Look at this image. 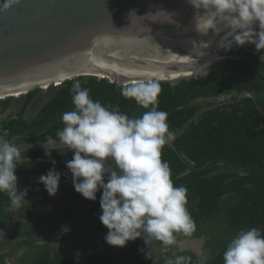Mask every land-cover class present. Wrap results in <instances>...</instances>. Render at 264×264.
<instances>
[{"label": "trees", "instance_id": "trees-1", "mask_svg": "<svg viewBox=\"0 0 264 264\" xmlns=\"http://www.w3.org/2000/svg\"><path fill=\"white\" fill-rule=\"evenodd\" d=\"M238 51L250 55L264 67V61L259 60L258 54H251L242 48ZM76 80L80 81L82 87L90 89L94 101L98 100L110 109L118 108L129 117H139L149 110L138 98L144 90L137 86L151 83L117 86L106 78L80 76L65 80L57 87L49 86L47 89L53 88V91L29 119L25 118V112L39 89L28 91L21 96L16 112L0 118V129H6L8 139L15 142L45 141L49 136L55 138L57 130L63 128L62 114L74 108L71 89ZM153 82L160 87L156 106L158 110L168 113L167 122L173 133L198 108L231 93L235 95L227 99L235 98L245 90L252 91L264 109V76L248 63L237 59L217 60L199 75L175 84ZM144 98L148 99L147 96ZM14 100L11 96L0 99V117L11 109ZM173 146L181 156L166 145L162 159L170 165L174 185L188 189L187 207L196 223V231L190 237L200 236L204 223L216 229L220 225L222 229H227L229 237L235 236L240 229L251 227L261 229L264 235V116L251 98L245 97L202 112L175 139ZM59 151L61 154L53 150L51 157L45 156L44 150L22 152V156L29 159H24L23 164L17 167L16 175L20 189L29 190L27 200L19 209H12L7 194L0 193V227L13 216L32 220L22 229L19 228L22 224L16 223L0 233L3 235L2 242L6 244L13 242L12 236L17 237L14 240L15 249L25 245L29 251L36 250L28 262L17 264H73L71 256L64 257L59 253L53 244V235L59 234L67 245L77 246L72 241L78 233L89 231L95 236L101 231H108L99 220L102 190L97 192L95 201L77 193L66 162L56 163L57 170L62 173L59 187H67L59 191L51 208L38 216L27 213L29 206H41L49 198L43 184L37 183V178L46 174L52 165L49 160L34 158L72 159L71 151L66 148ZM177 237L184 235L177 234ZM39 241L42 243L38 244ZM154 248H162L161 243L149 240L146 245L144 239H139L115 251L86 255L79 264H165L167 258H174L170 250L153 254L151 249ZM141 249L147 253L142 255ZM224 251V248L215 251L207 264H224ZM12 255L13 252H9L7 257ZM175 255L190 256V264H198L196 254L178 252ZM2 261L3 256L0 255V264H4Z\"/></svg>", "mask_w": 264, "mask_h": 264}, {"label": "clouds", "instance_id": "clouds-1", "mask_svg": "<svg viewBox=\"0 0 264 264\" xmlns=\"http://www.w3.org/2000/svg\"><path fill=\"white\" fill-rule=\"evenodd\" d=\"M187 3L194 10L191 30L200 37L223 35L228 46L219 49L251 44L257 51L264 50V0H187ZM176 27L187 29V25L179 23ZM200 43L204 48L211 45V41ZM203 66L206 65L198 67ZM137 87L144 90L138 98L149 110L139 117H129L118 108L110 109L94 101L90 89L76 80L71 89L74 108L62 114L63 128L57 130L55 138L45 139L44 154L51 157L53 150L60 153L61 148L71 151L72 159L66 161V168L71 173L74 190L92 201L102 190L99 220L108 229L104 237L107 244L123 247L128 241L142 237L146 245L149 240L159 241L162 251L167 252L176 243L177 234L192 236L196 223L187 207V187L174 185L170 165L162 159L164 147L170 146L175 137L169 130L168 113L158 110L155 103L159 84ZM18 144L8 139L6 129H0V193L7 194L12 209L21 207L29 190L20 189L16 175L17 167L26 159L22 152H27ZM49 162L52 167L37 178V183L54 196L62 173L54 159ZM196 255L198 264H207L208 255L203 251ZM173 256L165 264H190V256ZM223 262L264 264L261 229H240L223 252Z\"/></svg>", "mask_w": 264, "mask_h": 264}, {"label": "water", "instance_id": "water-1", "mask_svg": "<svg viewBox=\"0 0 264 264\" xmlns=\"http://www.w3.org/2000/svg\"><path fill=\"white\" fill-rule=\"evenodd\" d=\"M193 14L187 0H0V99L17 98L43 89L42 85L44 89L57 87L80 76L106 78L117 86L153 81L175 84L224 58L244 61L264 76V67L248 54L202 47L201 41L213 44L225 37H200L191 30ZM177 23L187 29L176 27ZM161 71L178 74L151 79L116 74L156 75ZM245 97L264 116L255 94L245 90L235 98L198 108L176 130L170 146L174 148L175 139L202 112ZM15 143L27 151L46 147V141Z\"/></svg>", "mask_w": 264, "mask_h": 264}, {"label": "flooded vegetation", "instance_id": "flooded-vegetation-1", "mask_svg": "<svg viewBox=\"0 0 264 264\" xmlns=\"http://www.w3.org/2000/svg\"><path fill=\"white\" fill-rule=\"evenodd\" d=\"M52 204V203H51ZM51 204L46 207H41L39 205H36L34 207L29 206V212L30 214H34L35 216H38L42 214L43 212L48 211L51 208ZM32 220H26V218L21 216H13L8 220L2 227H4L6 224L11 223V225L1 230L0 233L4 232L5 230L11 228L16 223H21L22 225L19 228H24L27 224L31 223ZM217 226V225H216ZM0 227V229L2 228ZM219 229H216V227L212 226L211 224L204 223L202 225V233L200 236L196 237H177L176 243L169 246L168 250H170L171 254H175L178 252H189L196 254L199 251H203L206 255L211 258L213 254H215V251H220L221 248L226 249L228 243L230 240L234 237H229L227 232V229H222V227L219 225ZM21 228V229H22ZM59 233V230H58ZM94 234L85 231L83 233H78L77 236H75V239L72 242H76L78 245L73 246L72 244H66V242L60 237L59 234L53 235L52 239L55 240L53 244L56 245L59 253L64 256L68 257L71 256L73 258V264H79L83 261L84 257L86 255L90 254H101L106 253L109 251H115L120 249L119 246H112L106 243L104 237L106 233L104 231H101L97 235L93 236ZM3 235L0 234V255L3 256V263L4 264H17L19 262H28L31 259V256H33L36 252L35 251H29V248H26V246H21L18 248L15 247L14 240L17 237L12 236L13 242L10 244H6L4 241L2 242ZM139 239H143L142 237L136 238L134 241H128L127 245L130 243H136ZM39 243H42V241H39ZM124 247V246H123ZM64 250H69L71 253L65 254L63 253ZM167 250V251H168ZM9 252H13V255L10 257H7V254ZM151 252L153 254L157 253H164L162 251V248L158 249L154 248L151 249ZM79 253V256L76 258L75 255ZM147 252L145 250L142 251V255H145ZM13 257V258H12ZM216 264V263H213Z\"/></svg>", "mask_w": 264, "mask_h": 264}, {"label": "rangeland", "instance_id": "rangeland-1", "mask_svg": "<svg viewBox=\"0 0 264 264\" xmlns=\"http://www.w3.org/2000/svg\"><path fill=\"white\" fill-rule=\"evenodd\" d=\"M227 46L228 45H225L224 47H227ZM231 46H232V48L228 49V50H236V51H238L239 49L242 48L244 51L250 52L251 54H258L259 60L264 61V50L257 51L255 49L254 45L246 44L244 46L237 47L235 44H232ZM261 52H263V55H260ZM42 87H45V85H42ZM52 91H53V88H51V89H47V88L46 89H44V88L43 89H39L37 95L35 96L33 101L29 104V106H28V108H27V110L25 112V118L29 119V118L33 117L35 115V113L37 112V110L39 109V107L41 106V104L49 97L50 92H52ZM233 95H235V94L231 93L229 95L221 97L220 99H227V98H229L230 96H233ZM20 103H21V96H18L13 101L11 109H9L7 112H5L3 117L7 116L10 112H13V113L16 112V110L18 109ZM66 187H67L66 185L60 186L58 188L57 193L54 196H50L49 195L48 202H46L43 205H41V207H46L47 208V206H49L54 201V199L58 195L59 191L60 190H64ZM54 242H55V240H54ZM63 253L69 254V253H71V251H69V250L67 251V250L63 249ZM75 257L77 258L76 255H75Z\"/></svg>", "mask_w": 264, "mask_h": 264}, {"label": "bare ground", "instance_id": "bare-ground-1", "mask_svg": "<svg viewBox=\"0 0 264 264\" xmlns=\"http://www.w3.org/2000/svg\"><path fill=\"white\" fill-rule=\"evenodd\" d=\"M215 49H219L221 47H224L225 45H228L226 43V39H221L213 44H211ZM117 75L119 76H125V77H129V78H132V79H139V78H148V79H151V78H174L175 76H177L176 74L178 73H174V72H165V71H161L159 74H156V75H125V74H122V73H118L116 72ZM42 88H45V87H42ZM14 95H16V93H14Z\"/></svg>", "mask_w": 264, "mask_h": 264}, {"label": "built area", "instance_id": "built-area-1", "mask_svg": "<svg viewBox=\"0 0 264 264\" xmlns=\"http://www.w3.org/2000/svg\"><path fill=\"white\" fill-rule=\"evenodd\" d=\"M260 55H263V53H261Z\"/></svg>", "mask_w": 264, "mask_h": 264}]
</instances>
